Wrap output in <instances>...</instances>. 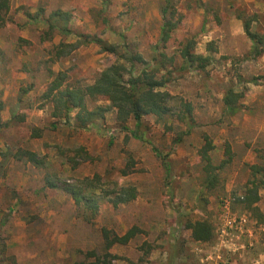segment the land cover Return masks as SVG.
<instances>
[{"label":"rangeland","instance_id":"obj_1","mask_svg":"<svg viewBox=\"0 0 264 264\" xmlns=\"http://www.w3.org/2000/svg\"><path fill=\"white\" fill-rule=\"evenodd\" d=\"M162 3L10 0L7 24L0 28V264L83 262L86 252H102V229L123 236L134 226L142 234L110 251L120 258L116 264H264V224L236 203L253 179L250 167H264V53L249 57L252 43L244 31V22L252 20V31L264 35V0H176L182 24L168 53L194 39L196 52L213 59L205 72L178 75L168 87L172 95L193 104L199 124L181 143H175L186 131L180 122L171 121L173 131L168 132L154 117L144 118L149 141L144 143L123 131L114 111L105 121L77 130L75 115L68 123L55 120L44 98L60 73L69 85L91 86L105 68L117 63L113 55L102 53L97 39L117 45L120 53L129 47L151 61L163 26ZM41 10L44 19L57 11L71 14L74 35L54 31L47 37V24L28 18ZM81 36L91 37L89 43L83 44ZM63 45H68L63 51L79 47L57 58ZM209 45L216 53L208 51ZM230 89L244 92L243 110L224 118L223 99ZM97 105L108 103L88 102L89 108ZM20 117L25 121L15 120ZM135 124L131 120L127 127L135 131ZM35 130L41 138H33ZM205 136L215 146V166L232 158L211 192L203 189L199 155ZM19 149L38 154L45 167L16 160ZM159 156L171 167L168 180ZM124 170L129 172L126 177ZM95 176L105 188L86 195L114 199L105 192L133 186L138 196L117 209L104 202L92 226L64 189ZM260 195L258 206L264 214V190ZM201 197L208 199L206 212L200 210ZM206 219L215 226V239L197 243L185 225Z\"/></svg>","mask_w":264,"mask_h":264},{"label":"trees","instance_id":"obj_2","mask_svg":"<svg viewBox=\"0 0 264 264\" xmlns=\"http://www.w3.org/2000/svg\"><path fill=\"white\" fill-rule=\"evenodd\" d=\"M10 0H0V28L7 24V17L10 13ZM41 10L37 15H29L28 18L35 22L42 20L47 24L50 37L54 31L63 34L65 37L74 35L70 28L71 14L57 11L51 14L50 18L44 19ZM161 18L163 26L161 36L158 41L156 54L151 61H147L139 52H134L129 47L123 49L117 45L108 44L102 39H97L102 53L113 55L117 63L105 68L91 86H72L67 84L66 76L58 74L50 83L44 95L52 107V117L55 120L69 122L72 115H75V128L77 130H87L98 121H105L109 112L114 111L116 121L122 126L123 131L130 134L135 140L149 143L145 137L147 131L143 124L146 117H154L157 124H162L166 131L172 132L170 122L175 120L186 126V131L178 134L175 143H181L183 137L191 135L192 131L199 127L194 115V106L191 102L185 101L179 96H174L168 91V87L176 82L178 75H183L188 71L205 72L213 59L196 52L197 43L194 39L186 41L168 53V45L175 37L181 24L176 5V0H163L161 7ZM244 31L250 39L252 46L249 57L257 59L264 53V35L252 31V20L244 22ZM83 44H88L91 37L81 36ZM81 44V43H80ZM68 46V45H66ZM63 45L56 53L57 58H62L74 51L79 45H70L67 51H63ZM208 51L216 53V49L209 45ZM161 49V50H160ZM244 92H237L230 89L223 99L224 118H234L243 110L241 101L244 99ZM103 100L108 105H97L94 108L88 107V102L96 103ZM1 110V106H0ZM18 122H24L25 118H16ZM134 120L135 131H131L127 124ZM33 138H41L39 130H35ZM128 140V138H126ZM204 146L199 152L203 164V189L211 192L217 188L221 179V170L224 166L232 162V158L223 161L220 166H215L211 153L215 150L210 137H204ZM227 155L230 156V148L227 147ZM14 158L18 161H26L36 168H44L45 161L36 153L19 149ZM162 160V167L168 180L171 175V167L166 159ZM250 170L253 179L248 184V189L242 198H238L236 203L243 207V210L254 217L258 224H264V214L259 208L261 201L260 192L264 190V167L252 166ZM123 177L129 175L127 170L121 172ZM103 180L99 176L93 179H86L79 187H66L64 192L69 194L80 211L81 218L89 225H95V221L100 213V206L110 203L115 209L121 205H128L134 202L138 196V191L133 186L116 187L114 191L105 192L107 198L114 196V199H96L93 194L86 195L88 190L105 188ZM51 188H57L50 184ZM103 192V191H102ZM107 200V201H106ZM200 210L206 212L208 199H199ZM185 228L191 232L192 239L197 243L208 244L215 239V226L206 220H188ZM142 231L134 226L125 235L119 236L107 229H102L103 249L99 254L97 251H88L84 254L85 261L75 264H116L120 258L110 251L116 246L128 245ZM81 253V252H80Z\"/></svg>","mask_w":264,"mask_h":264}]
</instances>
